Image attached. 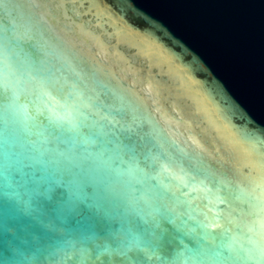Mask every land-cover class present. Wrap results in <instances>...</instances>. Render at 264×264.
Here are the masks:
<instances>
[{
	"label": "water",
	"instance_id": "obj_1",
	"mask_svg": "<svg viewBox=\"0 0 264 264\" xmlns=\"http://www.w3.org/2000/svg\"><path fill=\"white\" fill-rule=\"evenodd\" d=\"M0 264H264V0H0Z\"/></svg>",
	"mask_w": 264,
	"mask_h": 264
}]
</instances>
